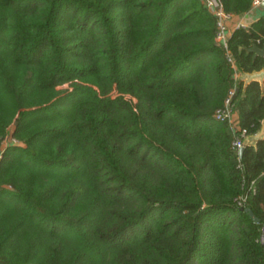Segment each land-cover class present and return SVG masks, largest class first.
<instances>
[{
    "label": "trees",
    "instance_id": "16d2710c",
    "mask_svg": "<svg viewBox=\"0 0 264 264\" xmlns=\"http://www.w3.org/2000/svg\"><path fill=\"white\" fill-rule=\"evenodd\" d=\"M216 33L202 0H0V264H264V16Z\"/></svg>",
    "mask_w": 264,
    "mask_h": 264
},
{
    "label": "built area",
    "instance_id": "2783aa9c",
    "mask_svg": "<svg viewBox=\"0 0 264 264\" xmlns=\"http://www.w3.org/2000/svg\"><path fill=\"white\" fill-rule=\"evenodd\" d=\"M202 1L211 10V12L215 15V17L217 19L216 40L220 44H222L223 46L227 47L228 46V40L230 38V36H229V23L231 22V20L234 18L235 15L226 12L221 0H202ZM262 4H264V0H253L252 6H253V8H257V7L261 6ZM239 27H244V26H239ZM233 94H234V91L231 93V96ZM215 118L217 120H221V121L227 120L231 124L233 123L232 122L233 110L231 108V98L227 99L226 107L224 109L217 110V112L215 113ZM233 127H235V126H233ZM242 136L247 137L246 130H244L242 132ZM234 145L237 148V150L240 151V149L242 147H245V142L242 139L238 138L234 142ZM245 200H246V197L241 199L239 201V204L242 205L245 202ZM261 241L264 242V229H263V233L261 236Z\"/></svg>",
    "mask_w": 264,
    "mask_h": 264
},
{
    "label": "crops",
    "instance_id": "0c3cea01",
    "mask_svg": "<svg viewBox=\"0 0 264 264\" xmlns=\"http://www.w3.org/2000/svg\"><path fill=\"white\" fill-rule=\"evenodd\" d=\"M263 16H264V4H262L261 6L257 8H253L252 6L251 9L247 11L246 13L235 15L234 18L229 23V36H231L233 32L237 28H239V26L250 27L253 23L260 20ZM251 53L255 55L254 52H251ZM262 71H264V69L253 72V73H237L236 77L244 81L245 83H249L250 81H253V80L263 82L259 79L252 78L254 74L260 73ZM237 119H238L237 114L233 111V119H232L233 125L237 123ZM261 138H264V120H263V124H262L260 131L256 135H254L252 138H249L248 140L250 142H254Z\"/></svg>",
    "mask_w": 264,
    "mask_h": 264
},
{
    "label": "water",
    "instance_id": "95a60500",
    "mask_svg": "<svg viewBox=\"0 0 264 264\" xmlns=\"http://www.w3.org/2000/svg\"><path fill=\"white\" fill-rule=\"evenodd\" d=\"M247 49H248L249 52H254V54H255L254 57L264 56V46L263 47H259L258 45H253L252 47L247 48ZM252 78L259 79V80L264 82V71H262L260 73H257V74H254L252 76ZM244 149H245V147H242L240 149V154L241 155H242ZM245 211L250 214V216L254 219L255 222H257V223L260 222V219L255 215V213L253 212V210L251 208L247 207V208H245Z\"/></svg>",
    "mask_w": 264,
    "mask_h": 264
},
{
    "label": "rangeland",
    "instance_id": "374dc122",
    "mask_svg": "<svg viewBox=\"0 0 264 264\" xmlns=\"http://www.w3.org/2000/svg\"><path fill=\"white\" fill-rule=\"evenodd\" d=\"M59 88H68V84L62 85ZM11 130H12V128H11ZM9 141H10V135L7 136V138L4 140V143H3L4 144V147L8 144Z\"/></svg>",
    "mask_w": 264,
    "mask_h": 264
}]
</instances>
